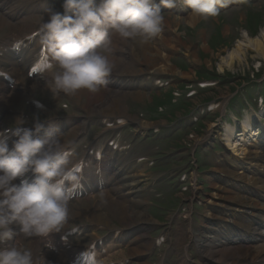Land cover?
<instances>
[{
    "label": "rangeland",
    "instance_id": "obj_1",
    "mask_svg": "<svg viewBox=\"0 0 264 264\" xmlns=\"http://www.w3.org/2000/svg\"><path fill=\"white\" fill-rule=\"evenodd\" d=\"M189 15L163 14L167 19L161 24L160 33L148 40L156 49L162 48L161 54L170 57L175 69L189 76L170 73L165 79L160 77L158 82L162 85L148 83L145 88L130 91L132 95L127 96L124 105L131 118L121 128L112 130L122 139L138 144L141 154L150 159L136 177L139 189L147 196L146 204L136 211L146 212L155 221L148 236H156L165 229L174 230L173 244L178 243L177 238L190 243L187 236L183 238L180 234L181 230L177 233L187 227L185 213L192 210L191 224L194 225V220L201 224L208 201L214 195L217 197L213 190L222 188L211 173L219 161L233 158V147L240 142L236 138L238 133L232 132L234 116H247L259 92L264 94V56L254 46L256 41L264 45V0L235 4L218 11L216 16H197L193 23L187 19ZM122 57L125 56L119 58ZM69 101L73 100L63 92L38 90L22 101L19 110L34 118L37 115L48 118L57 113H75L85 104L71 108ZM222 103H225L222 111L214 108L207 112L212 104L223 106ZM46 106L49 113L45 114ZM219 118L226 123L225 129L218 132L223 142L215 141L205 155L199 156L197 152L195 160V144L211 129L218 131ZM137 120L156 126L159 131L154 133V128L141 131ZM106 128L109 126L93 118L79 133L91 140L106 133L109 130ZM184 176H188L187 180ZM165 248L161 251L165 252ZM194 250L191 254L196 255Z\"/></svg>",
    "mask_w": 264,
    "mask_h": 264
},
{
    "label": "clouds",
    "instance_id": "obj_2",
    "mask_svg": "<svg viewBox=\"0 0 264 264\" xmlns=\"http://www.w3.org/2000/svg\"><path fill=\"white\" fill-rule=\"evenodd\" d=\"M219 2L184 0L190 13L201 17L216 16ZM160 4L175 6L174 0ZM62 8L63 14L46 9L48 19L38 28L47 49L42 71L50 77L53 93L97 91L113 70L112 35L144 43L160 33L164 20L156 0H100L98 6L96 0H63ZM24 123L6 130L17 137L11 149L7 137L0 138V264H34L30 250L5 246L14 236L12 225L18 224L27 237L60 232L80 185L79 169L68 167L71 153L48 133L41 137L44 125L39 121L32 128ZM29 171L34 174L31 181L14 183Z\"/></svg>",
    "mask_w": 264,
    "mask_h": 264
},
{
    "label": "bare ground",
    "instance_id": "obj_3",
    "mask_svg": "<svg viewBox=\"0 0 264 264\" xmlns=\"http://www.w3.org/2000/svg\"><path fill=\"white\" fill-rule=\"evenodd\" d=\"M196 18L197 16L192 15L191 13L187 17L192 23ZM29 26V24H20V27H15V25L12 24L3 14H0V35H5L12 31H15L16 35H19V33H27ZM2 44L3 43L0 45ZM254 46L256 50L260 53L262 52L261 54L264 56L263 43L256 41L254 42ZM111 48L112 51L109 54V59L113 64V70L106 77V84L100 86L95 92L87 89H80L73 94H66L69 97L77 99L78 102H85L83 108L85 112L89 113L87 114L88 116L106 119L111 126L114 125L112 124V118L117 117L121 126L125 125L127 119L131 118L126 114L127 109L124 102L127 96L132 95V93H129V88H127V91L122 89L123 86L127 84H121L119 80L124 82L125 80L133 81L138 80L139 78L142 81L143 79H146V77H151L155 74L165 75L170 73L184 78L189 76L188 74L175 69L170 63V57L164 53L161 54L159 49L162 48L156 49V47L152 46L148 41L140 43L136 40L122 39L118 35L113 34ZM127 51H130V53ZM114 53H117L118 57L112 56ZM121 55H124L125 57L119 58ZM231 60L233 61L234 59ZM195 61H198V59L195 58ZM49 80L50 77L48 74L43 75L32 83L30 89L25 87L24 92L17 90L16 92H10L8 95L0 98V104L10 111L13 108L18 107V104L22 102L21 100L23 98H30L35 93L36 89L42 91L48 90L49 87L47 81ZM23 82L24 81L22 80V83ZM33 110L36 111L34 107ZM29 120V118L25 119L26 122ZM246 120L253 123L249 115L246 116ZM138 121L139 120H137V122ZM84 123H87V119L84 120ZM137 128L141 130H147L149 128L157 129L156 126H150V124L142 123L140 121L138 122ZM243 128L246 130L247 124H244ZM236 130L237 128H234L233 133H236ZM246 135L247 133L244 132L242 136L246 137ZM58 141L60 142L62 140ZM238 145L239 144L233 147V156L236 157V159H238L237 156L240 149H237ZM242 154L247 156L248 159H251L250 162H253L251 164L258 165L260 163V154L257 147L252 148L250 152L244 148ZM118 163L122 164L120 162ZM121 167L122 165H120V168ZM244 167H246L245 163H238L234 160L232 170H235V172H230L233 175L230 176V178L234 181H240L241 178L246 177ZM137 169L136 166H131L130 170L127 171L129 174L126 175V177H120L116 182V186L108 188L96 197L77 202L73 207L69 208L68 219L64 227H68L75 221L78 223L87 222V225L85 226H89L87 227L89 230H87L80 239L71 240L77 242L76 246L81 248L95 245L97 236L92 228L97 225L113 227L118 224L121 225V227H126L137 223L142 225L152 223L153 220L149 218L146 212L142 210L139 212L136 211L138 208L141 209V206H144L147 201V196L142 193V190L138 187L139 180L136 177L141 174V169ZM253 181L256 182V180ZM113 187H117L118 190H113ZM218 194L220 195H217V198H215L214 201L217 204L216 206L221 208L235 211L238 210L243 214L245 211H248L245 209L254 207L255 205L251 198L241 195L238 191L223 189L220 190ZM116 195L119 196L117 197ZM211 201L212 199L210 202ZM210 202L208 201V203ZM188 217L189 215L186 213L187 221ZM210 223L211 222L209 221L204 227L200 228L202 229L201 232L198 229V234L196 236L190 235L192 242L196 244L200 251L201 258L198 257L197 264H258V258L264 257V248L251 249L247 246H223L210 235ZM189 226H191L190 222ZM12 228L14 229V232L19 231L18 224H13ZM143 233L144 231L141 232V237L143 236ZM27 239L32 242L34 236L27 237ZM149 243L150 242L146 241L136 245L129 251L130 253L128 255H132L136 252H143ZM11 245H13L11 242H7L5 246ZM35 245L38 246L37 243H35ZM37 250L35 249L33 251L32 249L34 264H52L50 257H53V254L42 251L38 247ZM123 253L124 252H121L120 254ZM35 254L38 255L37 258L35 257ZM106 256L107 253L103 256V264H110V259L112 257L110 255V257Z\"/></svg>",
    "mask_w": 264,
    "mask_h": 264
}]
</instances>
